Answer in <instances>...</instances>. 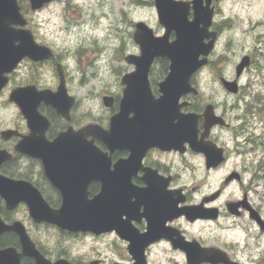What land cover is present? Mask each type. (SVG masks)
<instances>
[{"label": "clouds", "instance_id": "1", "mask_svg": "<svg viewBox=\"0 0 264 264\" xmlns=\"http://www.w3.org/2000/svg\"><path fill=\"white\" fill-rule=\"evenodd\" d=\"M30 2L33 6V0ZM20 3L21 0H15L17 7ZM172 3L187 5V21L194 22L195 0H172ZM200 3L211 12L210 24L206 29L208 35L202 39L205 47H211L207 53L201 52L196 56L198 66L188 77L189 90L178 97L177 106L181 115L193 114L198 117V142L210 143L217 150L227 152L229 158L244 161L243 168L238 169L241 173L239 183L233 180V188L238 187V195L246 194L247 198L243 203L225 205V216L230 219L209 220L202 228L194 230L195 235H187L172 228L170 222L176 217L166 220L164 226L177 231L187 244L195 242L201 249H215L223 254L224 250L216 246L214 238L217 234L233 233L231 255L225 254L229 264H264V0H210V3L209 0H200ZM145 4L159 19L160 38L165 37L166 32L167 43H175L177 31H169L161 22L157 0H44L40 7L31 11L32 25L45 21L40 25V33L46 38L43 42L48 47L45 49L51 53L46 58L49 61L46 70L42 71L33 88L37 93L57 95L63 86L66 97L72 101L67 117L44 100L37 105L36 112L47 122L42 107L49 111L57 110L63 118L54 138H49V126L45 130L47 142H55L60 134L67 133L69 129L78 133L88 126H98L104 132L111 131L112 120L120 114L128 88L125 78L138 70L137 64L129 58L139 59L143 55L142 46L133 35L136 26L131 14L135 7ZM19 25L11 23L9 27L14 31H24ZM199 27L204 29L203 24ZM153 37L157 38L156 35ZM33 42L37 45L36 41ZM14 44L19 46L20 41L16 40ZM245 58L247 62L241 63ZM24 61L35 60L23 56L10 72L3 73V77L12 74L17 65ZM172 64V59L167 56L153 57L146 80L154 100L158 101L164 96L161 85L170 76ZM57 66L62 68L67 77V82L60 83L59 87L54 86ZM238 67L241 69L240 76H237ZM230 86H234V90ZM81 89L85 90L83 96L78 95ZM106 96L111 97L110 106L105 102ZM209 105L218 122L206 128ZM74 106L78 110L77 117L71 115ZM134 117V112L128 113V119ZM21 119L26 122L22 135L18 130H8L18 127ZM173 123L177 124L179 120ZM209 129L219 143L210 141ZM10 132L14 134L5 135ZM31 134L28 118L19 103L12 97L0 99V153L8 154L11 149L17 161L26 158L31 168L42 169L51 182L42 158L18 150V145ZM85 139L110 158L109 171L114 172L118 162L131 158L130 149L113 151L91 135ZM153 150L160 155L154 163H147L145 157ZM206 158L205 152L195 150L188 141L181 148L161 149L152 146L140 159L141 168L130 177V183L138 189L148 188L144 180L145 170H151L167 181L166 191H179L183 199L178 200L177 208H185L184 202L196 192L199 194L195 195L193 206L203 207L201 197L207 194L206 181L210 175V170H204ZM28 176L29 172L20 167L9 169L7 173L0 172V177L11 181L27 180ZM91 185H95L94 191H90ZM55 188L60 192V200L55 207L50 208L59 211L63 206V195ZM35 190L43 199V193ZM102 191L103 183L93 180L86 188V199L92 201ZM44 202L47 204V201ZM132 202H135V197ZM6 204V197L0 195V207ZM245 204L250 207H245ZM230 205L235 206V212L231 211ZM238 209H245L251 216L254 213L258 219L244 221ZM144 211L145 207L141 205L139 212L142 214ZM179 216L197 224L202 220L200 216L189 219L183 213ZM122 219L126 220L127 216ZM131 225L141 235L148 232L149 223L144 216L139 222L133 219ZM34 239L49 255H55L59 261H67L68 264H85L86 259L97 264H138L130 252L131 241L123 238L115 228L97 233L91 229L73 231L56 224L50 229L38 228ZM148 248L153 249L150 257L152 264H176L177 259L182 264H189L188 253L174 246L173 240L166 237L150 242L143 250L144 259ZM33 264H36L35 258ZM200 264H211V261L204 259Z\"/></svg>", "mask_w": 264, "mask_h": 264}, {"label": "flooded vegetation", "instance_id": "2", "mask_svg": "<svg viewBox=\"0 0 264 264\" xmlns=\"http://www.w3.org/2000/svg\"><path fill=\"white\" fill-rule=\"evenodd\" d=\"M135 9H138V7H135ZM132 22L135 26L137 23L142 22L151 30L152 37L153 35L160 36V23L155 14H153L150 20L138 17L132 19ZM32 32L33 35L36 34L34 31ZM37 42L48 47L47 44L40 40ZM135 60L136 63H141V66L137 70L140 73L128 76L130 77L128 88L134 87V89L127 88L124 100L122 101V111L118 116L119 120L117 122L115 120L116 117L113 118L111 131L105 132V140L97 138L96 126H88L85 128L86 130L83 129L78 133L69 129L67 133L59 135V137H64L61 139L65 141V144L54 149L51 143L45 140L44 132L49 126V138L52 139L56 135L58 128L63 122V118L58 115L57 110L49 111L42 107L41 110L44 112L48 122L38 113H35V121L31 122L28 120L32 134L23 139L21 144L18 145V150L43 159L47 176L50 173L57 178L56 186L53 185L61 191L63 205H72L74 207L85 205L84 207L88 210V214H86L84 211H77L75 209L74 217L60 220V223L66 224L61 226L56 222L44 218H34L30 213L28 205L22 201L11 209H8L6 205L0 207V219L3 223L12 224L18 221L21 224V229L33 244L34 249L41 256L43 255V259L51 264L59 260L55 255H49L41 248L35 241L34 236L38 228L50 229L56 224L73 231L91 229L97 233L115 228L123 238L130 240L131 244L133 241H136L132 247L136 252L142 253V258L138 261V264H152L150 257L153 255V249L148 248L145 250L144 259V248L150 242L158 240L161 237H166L173 240L174 246L182 248L188 253L189 264H200V262H195L199 256H194L197 251L196 248H199V246L195 242L191 244L185 243L179 237L177 231L164 226L165 221L176 217L175 220L170 222L172 228L183 231L187 235H195L196 232L194 230L202 228L209 220L230 219V217L225 216V205L230 203H243L247 198L246 194L238 195V187L233 188V180L239 183L241 173L238 169L243 168L244 161L229 158L227 152L217 150L210 143L198 142L196 140V123L198 117L193 114L181 115L177 106V100L174 105H171L167 99V94L172 93V91L162 90L164 96L158 101L154 100L150 94L146 80V74L150 64L147 68H144L143 60ZM130 61L134 62V60ZM244 61L246 63L247 58ZM48 63L49 61L45 58L35 61H24L22 64L17 65L15 71L7 76L6 84L0 89V96L9 99L11 91L15 88L35 86V81L41 76L42 71L46 70ZM29 71L30 73L27 74ZM61 71L63 73L64 83H66L67 77L62 68ZM55 73L56 84L54 86L58 87L60 83L58 66L55 68ZM25 74H27L26 77L15 81V77ZM240 75L241 71L237 76ZM137 83L142 89H136L138 87ZM84 94L82 93L81 96ZM173 94L175 93L173 92ZM127 96L136 98L127 99ZM105 98L106 104L110 106L112 103L111 97L106 96ZM185 99L187 100V97ZM40 101L34 102L37 103L35 104L34 111ZM67 102H70V107L72 101L67 97L62 98L61 105ZM127 104H129V107L123 109ZM124 111L125 113H123ZM208 111L211 120L208 122L206 118V128L218 122L212 115L211 105H209ZM129 112L135 113L133 119H128ZM59 113L62 114L61 112ZM71 115L74 117L78 116V110L75 106L72 109ZM174 120H179V123L174 124ZM25 126L26 122L21 119L18 127H12L8 130H18L22 135L25 131ZM175 126H180L177 130L176 137H174L175 133L173 132ZM100 131L102 130L100 129ZM12 134L14 133L10 132L5 135L10 136ZM89 135L94 140L99 139L113 151L116 149H130L132 152L131 158L127 161L118 162L114 172L109 171L110 158L96 149L92 142L86 141L85 137ZM209 139L214 143H219L215 140L211 129H209ZM185 141L190 142L195 150L205 152L208 157L204 163V170L206 172L210 170V175L206 181L208 186L207 194L201 197L203 207L202 205L193 206V199L195 195L199 194L196 192L184 202L183 206L185 208H177L178 200L183 199L179 196V191H166L167 181L157 176L151 170H145L146 175L144 180L148 183V188L138 189L131 185L130 177L135 175L136 171L141 168L140 159L147 149L152 146H158L161 149L181 148ZM23 142L25 143L23 144ZM98 146L103 148L102 145ZM4 154L9 157L0 162V172L7 173L9 169L15 167L27 170L29 176L27 180L23 181L43 193V199L47 201V206L49 208L55 207L59 203L60 192L51 184L52 181L50 182L48 180L42 169L31 168L30 162L26 158H21L17 161L11 149L8 150V154ZM159 155L160 153L158 151L153 150L145 157V160L147 163H154ZM97 156L98 160H96ZM70 160L72 161V166H70ZM93 180L101 181L103 183L102 192L106 193L105 202L99 203L100 205L93 202L96 198L92 201L86 199V188ZM94 190L95 185H91L90 191ZM133 197H135L134 203L132 202ZM141 205L145 207V211L142 214L139 212ZM245 207L250 206L245 204ZM230 209L233 212L236 211L233 205H230ZM20 212L24 214L20 216ZM238 212L243 214L244 221H252V218L258 219L254 213L251 216V213L245 209H238ZM182 213L186 214L189 219L200 216L202 220L200 224L189 222L186 217L179 216ZM123 216H127V219H122ZM141 216L146 217L149 223L148 232L143 235L131 225L133 219L139 222ZM253 223L258 224L259 221H253ZM233 238V233H226L217 234L214 239L217 247L222 248L226 255H231L230 250L233 247ZM202 243H207V241H202ZM6 248H13L15 250L14 252L21 253L22 244L18 232L14 230L0 232V250ZM213 250L214 256L212 254L211 264H225L219 261L220 259L228 261L225 254L215 249ZM33 258V256L21 255L18 264H33ZM65 264H68V262L65 261ZM85 264H97V262L86 259ZM176 264H182V261L177 259Z\"/></svg>", "mask_w": 264, "mask_h": 264}, {"label": "water", "instance_id": "3", "mask_svg": "<svg viewBox=\"0 0 264 264\" xmlns=\"http://www.w3.org/2000/svg\"><path fill=\"white\" fill-rule=\"evenodd\" d=\"M28 2L30 10L33 11L40 7L44 0H33V6L30 0H28ZM157 6L161 22L167 26L169 31L172 29L177 31V41L173 44H168L166 32V35L163 38H160V36L157 38L152 37L151 30L142 22L136 24L134 36L137 42L141 44L143 49V55L139 59L143 60L144 68L148 67L155 56H167L172 59V72L167 80L161 85V89L172 91V93L167 94V99L171 105H174L179 95L189 90L187 80L190 73L198 66L196 56L201 52L207 53L211 47L210 45L205 47L202 44V39L208 35L206 29L210 24L211 12L208 8L201 6L200 0H195V20L194 22L189 23L187 21V5L174 4L172 3V0H157ZM18 7L20 8V5H18ZM18 7L15 4V0H0V89L6 84L8 79V77H3V73L10 72L23 56L27 55L33 60H41L51 55V53L45 49L47 46L39 43H37V45L34 44L33 40L35 41V39L31 30L25 27L27 24V19L21 12V8L20 16L18 15ZM11 23H19L20 29L24 31L12 30L9 27ZM200 24L204 25L203 30L199 27ZM27 31H29L31 34ZM16 40L20 41L19 46H15L14 41ZM129 59L134 60V63H136V58ZM241 63H245V61H241ZM136 64L138 68L141 66V63ZM58 70L60 74V83H64L63 73L60 66H58ZM240 71L241 69L238 67L237 74H239ZM137 73L140 72L137 71L134 74ZM124 82L129 85L130 77L127 76ZM225 83L234 84L235 82ZM230 87H233L234 90V86ZM33 89V86L18 87L13 89L9 96V98L12 97V99L19 103L29 121H35V115L37 112L36 110L34 111V108L35 104L37 103L34 102H39L40 100H44L48 104L53 105L59 112L67 117L70 102L61 105L62 98L66 97L63 86H61L57 95H52L49 92L37 93ZM128 89H134V87H130ZM136 89L142 88H140L138 84ZM173 92L175 94H173ZM126 98L130 99L136 97L127 96ZM128 107L129 104L125 105L123 109H127ZM123 113H125V111ZM119 115H117L115 118L117 122L119 120ZM206 118L208 119V122H210L211 119L208 110L206 112ZM178 128H180V126H175L173 128V132L175 133L174 137L177 136L176 134ZM96 129L97 138L105 140V132L103 130L100 131L98 126H96ZM61 138L64 137H58L55 142L51 143V146L54 149L62 144H65V141H63ZM24 143L25 142H23V144ZM8 157V155L0 153V162ZM96 160H98V156ZM70 166H72L71 160ZM48 177L56 186V176L48 173ZM0 195L6 197V207L8 209L15 207L20 201H22L28 205L30 213L34 218H44L52 222H56L61 226L66 224L60 223V220L74 217L75 209L77 211H84L86 214H88L87 208L84 207L85 205H80L79 207L63 205L59 211L50 209L47 206L48 204L44 202L45 200L42 199L34 187L30 186L29 183L23 180L11 181L0 177ZM105 195L106 193L102 192L93 202H96L97 204L105 202ZM20 225L21 224L18 221L13 222L12 224H5L0 219V232L4 230H14L18 232L22 244L21 253L14 252L15 250L13 248L0 250V264H18L21 255L33 256L36 260V264H51L47 260L43 259V257L34 249L33 244L23 232ZM134 243H136V241L132 242L130 246V252L134 255V258L137 261H140L142 258V253L140 254L133 249L132 246ZM196 249L198 252L193 248V250L196 251L194 256H199V258H197L195 261L196 263H199L204 259L211 260L212 254L214 256L213 249L204 250L200 247ZM219 261L229 264V262L224 259H220ZM52 264H65V262L56 261Z\"/></svg>", "mask_w": 264, "mask_h": 264}, {"label": "rangeland", "instance_id": "4", "mask_svg": "<svg viewBox=\"0 0 264 264\" xmlns=\"http://www.w3.org/2000/svg\"><path fill=\"white\" fill-rule=\"evenodd\" d=\"M27 4H28V1H27ZM30 13H31V10L29 9V4H28V10L24 14L27 17V19H28V25L27 26L32 31H34L36 33V34H34V37H35L36 41H39L40 40V41L43 42V41H45L46 38L44 36H42L41 33H40V25L43 24V23H45V21L42 20V21L38 22L37 24L32 25L31 20H30ZM153 14L154 13L151 11V8L148 5L145 4L143 7H138V9H135L134 12H132L131 19H136L138 17H143L145 19H149L150 20V19H152ZM159 30H160V28H159ZM45 44H47V43H45ZM29 73H30V71L27 74H29ZM27 74H25V75H18L17 77H15V81L16 80L18 81V80L23 79L24 77H26ZM82 93H85V90L84 89H81L79 91L78 95L81 96ZM5 98L6 97L0 96V99H5ZM22 214H24V213H22V212L19 213L20 216H22Z\"/></svg>", "mask_w": 264, "mask_h": 264}, {"label": "trees", "instance_id": "5", "mask_svg": "<svg viewBox=\"0 0 264 264\" xmlns=\"http://www.w3.org/2000/svg\"><path fill=\"white\" fill-rule=\"evenodd\" d=\"M20 6H21L22 12L26 13L28 10L27 0H21Z\"/></svg>", "mask_w": 264, "mask_h": 264}]
</instances>
